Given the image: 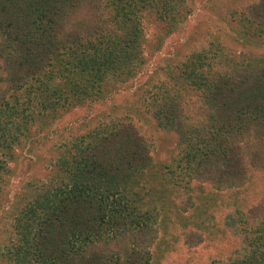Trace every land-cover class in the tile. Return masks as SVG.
<instances>
[{"label": "trees", "instance_id": "obj_1", "mask_svg": "<svg viewBox=\"0 0 264 264\" xmlns=\"http://www.w3.org/2000/svg\"><path fill=\"white\" fill-rule=\"evenodd\" d=\"M149 13L171 34L190 9L187 0H0V169L39 114L105 98L115 82L142 70ZM244 21L263 41L264 0L244 8ZM181 66L179 81L205 112L190 120L175 89L154 99L157 126L177 139L167 169L188 187L251 184L252 195L261 180L257 202L240 203L225 219L238 247L209 264H264V58L239 60L219 41L204 40ZM152 151L130 119L66 144L56 158L57 183L14 217L9 261L155 264L162 256L160 264H181L166 251L154 257L161 213L137 187L154 165ZM186 241L196 246L202 235Z\"/></svg>", "mask_w": 264, "mask_h": 264}, {"label": "rangeland", "instance_id": "obj_2", "mask_svg": "<svg viewBox=\"0 0 264 264\" xmlns=\"http://www.w3.org/2000/svg\"><path fill=\"white\" fill-rule=\"evenodd\" d=\"M252 1L187 0L190 14L183 27L171 34L164 32L154 15L144 14V65L136 76L115 82L105 98L66 111L43 112L28 124L0 169V264H12L7 247L15 240L12 225L18 211L41 188L57 183L56 158L64 146L125 119L153 146L154 165L137 187L148 191L161 213L154 257L166 251L181 264H209L238 247V238L225 228V219L240 203L245 207L257 202L261 180L255 179L253 195L251 184L242 190L218 191L196 182L190 187L181 183V177L167 169L178 152L176 136L157 126L152 104L165 89H175L190 120L204 116L201 101L179 81L181 65L204 40L219 41L239 60L264 58V40L250 36L244 21V8ZM196 232L201 233L202 242L189 246L186 240ZM161 257L154 263L160 264Z\"/></svg>", "mask_w": 264, "mask_h": 264}]
</instances>
